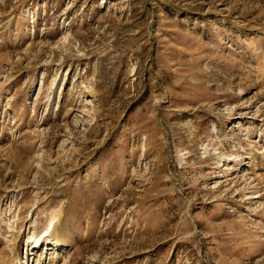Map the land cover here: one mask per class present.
Returning <instances> with one entry per match:
<instances>
[{
	"label": "rangeland",
	"instance_id": "rangeland-1",
	"mask_svg": "<svg viewBox=\"0 0 264 264\" xmlns=\"http://www.w3.org/2000/svg\"><path fill=\"white\" fill-rule=\"evenodd\" d=\"M0 264H264V0H0Z\"/></svg>",
	"mask_w": 264,
	"mask_h": 264
},
{
	"label": "bare ground",
	"instance_id": "bare-ground-1",
	"mask_svg": "<svg viewBox=\"0 0 264 264\" xmlns=\"http://www.w3.org/2000/svg\"><path fill=\"white\" fill-rule=\"evenodd\" d=\"M55 218H56V215L53 214V218L46 225V230H45L46 232L49 231L50 228L53 226L52 225V220L55 219ZM57 257H58L57 254H55V255L52 256L53 259H55ZM48 258H50V257H48Z\"/></svg>",
	"mask_w": 264,
	"mask_h": 264
}]
</instances>
